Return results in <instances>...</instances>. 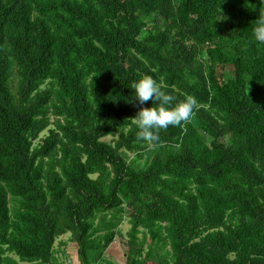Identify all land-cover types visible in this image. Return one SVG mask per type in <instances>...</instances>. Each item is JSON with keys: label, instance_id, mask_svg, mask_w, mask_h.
I'll return each mask as SVG.
<instances>
[{"label": "trees", "instance_id": "16d2710c", "mask_svg": "<svg viewBox=\"0 0 264 264\" xmlns=\"http://www.w3.org/2000/svg\"><path fill=\"white\" fill-rule=\"evenodd\" d=\"M260 16L264 0H0V264H112L117 236L125 264H264ZM144 74L200 101L155 146L134 118L158 103L135 97Z\"/></svg>", "mask_w": 264, "mask_h": 264}, {"label": "clouds", "instance_id": "9594fccd", "mask_svg": "<svg viewBox=\"0 0 264 264\" xmlns=\"http://www.w3.org/2000/svg\"><path fill=\"white\" fill-rule=\"evenodd\" d=\"M256 41L264 43V16H260L253 27ZM135 97L141 105L152 100L158 103L153 106L141 107L135 118L138 137L150 146L160 140L159 130L169 125H181L187 122L197 110L200 101L192 94H185L184 98L173 104L175 97L165 90L160 81L150 74H144L132 83Z\"/></svg>", "mask_w": 264, "mask_h": 264}, {"label": "rangeland", "instance_id": "374dc122", "mask_svg": "<svg viewBox=\"0 0 264 264\" xmlns=\"http://www.w3.org/2000/svg\"><path fill=\"white\" fill-rule=\"evenodd\" d=\"M220 71V69H219ZM46 133V131L43 132V135ZM105 140L110 141L112 139L111 136L104 137ZM128 222L125 221L121 225L122 232L126 231L128 228ZM68 235L69 233H66L65 235H61L59 238L56 239L54 248L57 251V256L59 259L63 258L62 250H66V252L72 257L73 252L75 251V246L72 242L68 241ZM62 242H65L66 244H62ZM123 243L121 242V239L119 236L115 237L114 241L108 246V248L105 251L104 258L108 261H110L112 264H125V253H124V247ZM70 259V258H69ZM19 264H30L25 261H19ZM36 264H43V263H36Z\"/></svg>", "mask_w": 264, "mask_h": 264}]
</instances>
